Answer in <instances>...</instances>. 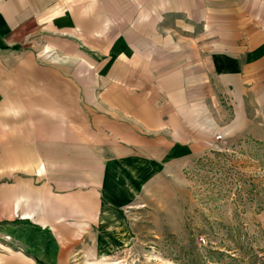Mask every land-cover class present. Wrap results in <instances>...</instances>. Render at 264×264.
I'll list each match as a JSON object with an SVG mask.
<instances>
[{
    "label": "rangeland",
    "instance_id": "rangeland-1",
    "mask_svg": "<svg viewBox=\"0 0 264 264\" xmlns=\"http://www.w3.org/2000/svg\"><path fill=\"white\" fill-rule=\"evenodd\" d=\"M142 1L145 8H139L140 0H118L119 19L111 21L114 6L108 0L104 14L99 12L108 21L104 39H99L104 46L94 50L78 42L66 47L77 61L68 63L70 58L45 46L33 54L31 48L1 49L0 264H264V117L257 138L209 139L203 134L197 154L175 173L136 191L128 207L99 204L96 210L90 186H84L96 160L110 161L113 153L110 138L100 136L109 131L110 112L104 105L117 102L112 94L117 86L132 91L144 81L125 73L116 83L106 44L118 34L119 47L126 49L127 37H134L138 54L154 57L151 69L164 73L174 67L169 58L158 57L159 46L150 45L156 37L162 42L169 37L206 39L200 29H171L174 17L160 12L176 6V0ZM132 9H139L135 20L147 17L144 26L135 21L134 31L127 22ZM95 10L93 5L91 12ZM92 53L96 58L87 57ZM124 53L119 49V56ZM135 65L143 69L142 62ZM146 83L156 86L152 79ZM217 99L232 121L229 97L220 94ZM41 163L47 169L39 174ZM32 178L35 191H44L26 202L25 185ZM18 190L25 198L19 199L16 213ZM22 213L33 219H21Z\"/></svg>",
    "mask_w": 264,
    "mask_h": 264
},
{
    "label": "crops",
    "instance_id": "crops-1",
    "mask_svg": "<svg viewBox=\"0 0 264 264\" xmlns=\"http://www.w3.org/2000/svg\"><path fill=\"white\" fill-rule=\"evenodd\" d=\"M88 1L0 0V51L31 48L29 53L33 54L32 51L38 52L40 46L51 47L59 55L70 58L69 63L78 58L67 53L68 46L82 42L98 50L97 47L104 46L99 39L108 28L107 19L99 17V12L104 14L108 0ZM110 2L114 6L110 12L111 21H115L120 15L118 0ZM239 3L240 0H186V4H182L176 0V6L161 8L160 14L175 19L171 29H200L206 36V39L169 37L164 42L156 37L153 40L156 44L150 45L159 46L160 59H170L174 69L169 72L152 70L155 58L139 55L134 37H127L126 49L119 47L118 34L106 44L112 54L107 58L112 63L109 73L111 76L116 73V83L125 73L128 78L134 75L144 81H138L132 91L129 87L124 91L117 86L116 92L112 93L117 95V102L104 105L110 112L109 131L105 130L106 135L102 131L100 136L110 138L108 142L113 153L110 161L96 160L89 181L83 182L84 186H90L96 210L99 204L100 208L128 207L134 201L136 191L152 186L162 176L175 173L182 162L197 154L204 140L203 134L209 139L220 137L225 140L243 134L257 138L262 134L264 1ZM93 5H96L94 13L91 12ZM144 6L140 0L139 8ZM138 10L132 9L127 14V22L132 24L133 31L135 21L143 26L147 21V17L134 19ZM141 13L145 15L144 11ZM119 49L125 50L126 54L119 56ZM87 55L96 58L95 53ZM140 62L143 63L142 70L135 65ZM30 63L33 66V60ZM146 79H152L156 86H148ZM165 81L171 84L168 86L163 83ZM220 94H226L231 101L232 121L218 102ZM206 97H212V102L209 103ZM96 119H105L108 123V118L96 116ZM18 156L15 155L16 162ZM46 169L45 163H41L37 172L41 174ZM83 172L87 174L86 167ZM15 186L23 185L17 183ZM25 186H29L26 202L44 191L42 188L35 191L33 178ZM15 198L13 211L17 213L19 199L23 201L25 195L19 194L18 190ZM20 218L33 219L30 214L23 213Z\"/></svg>",
    "mask_w": 264,
    "mask_h": 264
},
{
    "label": "bare ground",
    "instance_id": "bare-ground-1",
    "mask_svg": "<svg viewBox=\"0 0 264 264\" xmlns=\"http://www.w3.org/2000/svg\"><path fill=\"white\" fill-rule=\"evenodd\" d=\"M41 168H43V166H41Z\"/></svg>",
    "mask_w": 264,
    "mask_h": 264
},
{
    "label": "trees",
    "instance_id": "trees-1",
    "mask_svg": "<svg viewBox=\"0 0 264 264\" xmlns=\"http://www.w3.org/2000/svg\"><path fill=\"white\" fill-rule=\"evenodd\" d=\"M39 264H41V263H39Z\"/></svg>",
    "mask_w": 264,
    "mask_h": 264
}]
</instances>
